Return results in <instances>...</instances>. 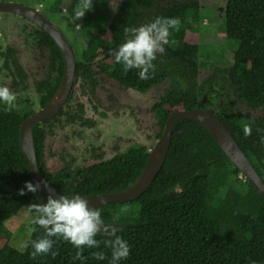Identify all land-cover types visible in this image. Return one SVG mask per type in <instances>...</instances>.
<instances>
[{"label":"trees","instance_id":"obj_1","mask_svg":"<svg viewBox=\"0 0 264 264\" xmlns=\"http://www.w3.org/2000/svg\"><path fill=\"white\" fill-rule=\"evenodd\" d=\"M91 2L86 7L87 0H51L49 9L56 13L66 10L73 21L80 23L98 11L102 0ZM199 8V0H123L108 25H97L88 35L82 62L76 67L87 68L85 63L98 55L115 51L124 41L125 28L141 26L144 19L150 23L157 17L178 18V30H170L164 52L157 53L153 61L155 67L149 79H139L137 69L125 72L112 54L104 62L114 64L112 77L140 92L163 83L170 85L155 106L161 131L174 110L200 108L215 115L262 178L259 167L264 158V116L248 120L229 106L212 110L206 100L200 103L197 97L199 46L188 37L196 30L193 14ZM78 12H84L83 16L79 17ZM220 12L232 58H237L226 71L227 93L232 92L249 110L264 112V0H225ZM40 45L49 51L52 65L55 59L61 65V54L49 36ZM11 60V67L4 61L7 77L0 80V86L15 93L24 73L12 57ZM61 76L62 66L54 85L44 81L39 86V107L53 96ZM28 102L24 100V104ZM32 114L31 109L7 111L0 104V233L5 223L39 194L25 188L32 179L19 143L20 126ZM46 124L47 121L36 123L32 130L37 166L60 195L87 197L122 190L138 177L146 163L147 149L136 147L111 161L77 167L72 174L65 170L48 173L43 158L46 132L41 128ZM245 125L252 128L250 136L243 133ZM160 135L161 132L158 138ZM21 190L26 194L21 195ZM97 209L105 223L114 224L117 235L130 245V256L121 264H264V199L244 180L209 133L193 120L174 125L166 160L139 198ZM33 229L24 251L10 246L0 234V264H109L111 252L103 243L108 239L103 233L96 237L102 241L100 248L85 247L83 255L88 258L83 262L73 261L76 249L55 237L54 257L49 254L33 258L31 241L44 235L39 226ZM95 251H104L106 259H93L91 253Z\"/></svg>","mask_w":264,"mask_h":264},{"label":"flooded vegetation","instance_id":"obj_2","mask_svg":"<svg viewBox=\"0 0 264 264\" xmlns=\"http://www.w3.org/2000/svg\"><path fill=\"white\" fill-rule=\"evenodd\" d=\"M38 11L63 33L72 50L75 64L82 62L84 49L77 44V32L74 30V26L79 23L73 21L66 10L57 13ZM4 15V21L7 25L14 23L15 27H3L1 35L4 41H6L5 37L8 39L9 45H6L5 51L1 55L4 60H7L10 67L12 65V57L22 73H24L22 82L17 80L15 94L22 97L23 100L29 101L28 103L34 114L42 108L39 107L41 99L39 86L44 81L51 85L57 82L60 66H62L63 72V60L61 59V65H59L60 62L57 59L54 60V65L51 64L49 51L46 47L40 45L42 39L48 35L32 22L17 15ZM145 23L146 19L143 20V24ZM10 34L21 43L25 41L31 45L30 49L34 53L36 64L34 71L27 72L19 64L16 57L18 50H14V46L12 47L13 44L9 38ZM7 54L9 58L6 57ZM103 55H98L90 63H85L87 68L78 69L76 67L73 85L64 105L53 118L47 120L48 124L41 126L46 132L43 141V158L45 171L48 173H57L65 170L72 174L75 173V168L77 167L84 168L111 161L128 149L136 147H144L149 153L151 148L147 147V143L150 141L156 143L162 135L164 128L162 131L160 130L155 106L160 103L167 90L157 100L149 101L148 97L155 88L165 83L146 92L127 87L112 77V71L115 67L113 63L110 61L104 62L105 58L99 60V57ZM200 68L196 78L197 94L200 95L197 96L199 101L202 99V101L206 100L208 102L209 95L213 94V100L216 98L222 103L220 106H229L233 110H238L236 102L241 101L232 92L227 93L225 88L226 71L228 69L221 72L216 68L212 70L210 66L208 76L202 81L203 84H200L198 83ZM169 88L170 85H168ZM43 94H46V92ZM37 97L39 99L38 103L35 102ZM249 114L248 120L264 116V112L259 110H249ZM251 114L255 115V117L251 116ZM60 129H65L63 143L65 141L64 144L66 146L61 148L59 146L57 148L59 150L56 152L53 147H47V141L49 138L55 137ZM142 131H146V133H142ZM160 132L161 135L158 138ZM67 145H70L71 150L67 149ZM50 157H57L58 160L62 161V167L56 171H49L47 159ZM259 170L264 180V158L261 159Z\"/></svg>","mask_w":264,"mask_h":264},{"label":"clouds","instance_id":"obj_3","mask_svg":"<svg viewBox=\"0 0 264 264\" xmlns=\"http://www.w3.org/2000/svg\"><path fill=\"white\" fill-rule=\"evenodd\" d=\"M91 5V0H87L85 6ZM83 14L84 12L77 13L79 17ZM179 24L180 21L176 17H157L150 23L125 28L124 41L112 53L115 63L120 64L125 72L137 69L138 78L141 80L149 79L155 67L153 61L157 53L164 52L170 30H178ZM35 102H39L38 97ZM0 104H3L7 111L18 110L17 96L7 86H0ZM243 133L250 136L251 126L245 125ZM261 143H264V137L261 138ZM39 187V184L25 183V188L31 193H36ZM20 194L26 193L21 190ZM26 209L32 217V224L44 230L42 237L31 241L30 255L33 258L49 254L54 257L56 252L52 249L55 237L70 243L76 249L73 261L83 262L88 258L83 255L85 247L100 248L102 241L96 239L98 233L108 237L103 243L111 252L109 264H121L130 256V245L127 240L117 235V227L114 224H106L101 211L90 208L88 200L80 194H61L58 199L49 195L45 203H33ZM91 256L97 261L106 259L104 251L92 252ZM251 264L256 262L251 261Z\"/></svg>","mask_w":264,"mask_h":264},{"label":"water","instance_id":"obj_4","mask_svg":"<svg viewBox=\"0 0 264 264\" xmlns=\"http://www.w3.org/2000/svg\"><path fill=\"white\" fill-rule=\"evenodd\" d=\"M4 14L17 15L32 22L53 40L62 56L63 72L55 93L44 107L30 115L21 124L19 131L20 148L29 164L33 184L40 185L39 194L45 197L51 195L58 199L60 194L45 180L37 166L32 130L34 124L53 118L61 110L75 78V59L63 33L34 7L21 5L16 2L0 1V15ZM113 52L110 51L100 56L99 60L108 57ZM186 119L199 123L209 133L229 161L237 168L244 180L248 181L264 199V181L227 128L209 111L194 108L171 112L165 122L161 137L149 151L146 163L138 177L122 190L84 197L88 200L89 207L99 208L107 204H120L139 198L151 186L166 160L174 125Z\"/></svg>","mask_w":264,"mask_h":264},{"label":"rangeland","instance_id":"obj_5","mask_svg":"<svg viewBox=\"0 0 264 264\" xmlns=\"http://www.w3.org/2000/svg\"><path fill=\"white\" fill-rule=\"evenodd\" d=\"M1 2H16L21 5H27L34 8H37L41 12L49 13V5L51 0H0ZM123 0H102L99 5L98 11L96 13H91L88 15L82 22L74 26V30L77 32L76 39L78 40L77 44L80 45L82 49H85L88 35L101 25L106 27L113 17V15L119 9ZM200 8L193 14V20L197 22L195 31L191 33L188 37V40L191 43H195L199 46L198 62H200V76L198 78V83L203 84L202 81L208 76L210 72V66L212 70L215 68L219 71L229 69L230 66L236 63L237 58H232L231 49L229 47V42L227 41L224 28V20L221 16V10L224 7L225 0H199ZM41 6V7H40ZM63 13V12H62ZM49 15V14H48ZM66 15V14H65ZM5 15H0V80H4L7 77L4 67V57L1 55L5 51L6 45H9L8 39L2 37L1 32H3V27H15V24L7 25L4 21ZM106 19H104V18ZM77 23V22H76ZM75 24V22H74ZM4 28V29H5ZM6 33V32H5ZM21 36V35H20ZM8 37V36H7ZM12 41V47L16 52L17 59L19 64L24 67L27 72H32L35 70L36 64L34 61V53L30 49L31 45L28 42L23 41L21 43L18 39L13 37L11 34L9 36ZM8 42V43H7ZM76 44V45H77ZM231 56V57H230ZM238 57V56H237ZM29 80V79H28ZM29 83L31 84L30 80ZM168 89V83L163 84L162 86L155 88L148 97L149 101L158 99L164 94ZM17 96L18 111H29L31 107L27 104H24L22 97ZM27 96V95H25ZM209 101L206 103V106L209 109L216 110V107H219L222 104L216 98L213 100V94H210L208 97ZM213 100V101H212ZM202 102V99L200 100ZM238 110L249 119V109L242 103L236 102ZM5 107V106H4ZM255 117V115L251 114ZM64 130L60 129L55 137H51L47 141V147H53L56 152L59 150L57 148L65 147V141L63 143ZM69 130V129H68ZM146 133V131H142ZM144 135V134H143ZM146 143V142H144ZM147 147L151 148L155 145V142L150 141L147 143ZM67 149H70V145H67ZM150 149V150H151ZM75 154V153H74ZM47 165L49 171H56L60 169L63 165L62 161L58 160L57 157H50L47 159ZM47 197L42 194H37V196L28 204L33 203H45ZM27 205V206H28ZM26 206V207H27ZM26 207L22 209L17 215L8 220L4 227L1 230V237L4 241H8L9 245L13 248L24 251L31 231L34 227L32 224V217L27 213Z\"/></svg>","mask_w":264,"mask_h":264}]
</instances>
